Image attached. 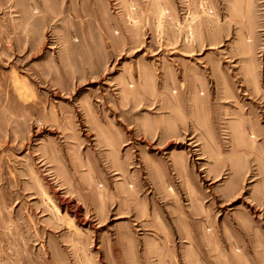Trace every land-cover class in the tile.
<instances>
[{
	"label": "rangeland",
	"instance_id": "374dc122",
	"mask_svg": "<svg viewBox=\"0 0 264 264\" xmlns=\"http://www.w3.org/2000/svg\"><path fill=\"white\" fill-rule=\"evenodd\" d=\"M0 264H264V0H0Z\"/></svg>",
	"mask_w": 264,
	"mask_h": 264
}]
</instances>
